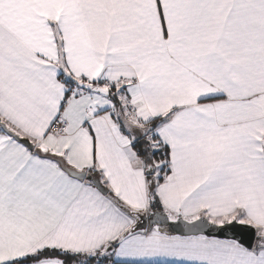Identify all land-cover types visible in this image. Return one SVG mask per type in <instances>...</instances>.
Returning <instances> with one entry per match:
<instances>
[{
  "label": "snow or ice",
  "instance_id": "snow-or-ice-1",
  "mask_svg": "<svg viewBox=\"0 0 264 264\" xmlns=\"http://www.w3.org/2000/svg\"><path fill=\"white\" fill-rule=\"evenodd\" d=\"M0 264H264V0H0Z\"/></svg>",
  "mask_w": 264,
  "mask_h": 264
}]
</instances>
